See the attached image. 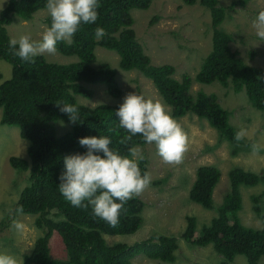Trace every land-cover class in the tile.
Listing matches in <instances>:
<instances>
[{
  "label": "trees",
  "instance_id": "16d2710c",
  "mask_svg": "<svg viewBox=\"0 0 264 264\" xmlns=\"http://www.w3.org/2000/svg\"><path fill=\"white\" fill-rule=\"evenodd\" d=\"M152 1L98 0L97 21L82 23L71 43L57 42L58 54L76 58V62L63 65L46 62L43 56L34 57L35 63L14 56L5 30L13 18L27 21L36 11L46 9L47 0H8L0 10V60L10 68L9 78L0 82V125L17 128L20 139L26 143L24 158L11 156L7 160L14 173L24 175L25 185L13 210L0 220V232L12 226L13 220L20 215L15 209L21 206L22 215L35 216L33 225L42 232L29 253L22 256V264H133L132 260L138 255L163 263L174 261L177 238L153 235L131 245H108L104 242V236L130 235L139 229L144 203L137 197L124 205L119 223L112 227L94 216L91 207L72 206L58 190L59 177L65 171L64 158L87 151L79 145V138L108 137L110 148L130 159L132 149L146 144L140 134L120 143L129 135L119 126V118L115 116L120 104L88 107L77 103L76 96L91 99L92 90L87 87L98 84L105 87L110 97L120 95L115 71L106 63L94 64L95 47L114 52L122 71L135 70L149 79L169 107L172 117L194 115L205 120L218 133L220 140L231 145V156H236L244 143L242 139H235L238 131L229 123L230 113L219 105L215 95L201 90L193 93L190 88L193 81L205 85L217 83L234 94L243 92L251 107L264 111V84L257 79L264 77V72L245 65L238 57V51L229 47L232 35L220 28L228 12L244 8L249 0H233L228 7L218 5L217 0H181L184 5L197 4L208 11L211 48L194 77L183 74L180 79L173 77L171 65L150 64L131 28V11L146 10ZM155 20L153 17L150 22ZM43 22L50 27V15ZM97 27L104 28L106 32L99 40L95 37ZM253 55L250 53L249 57ZM56 104L76 106L79 112L76 123H71L69 116L62 113ZM142 155L144 159L138 164L143 173L147 172V159ZM220 178V171L215 166L202 165L196 169L189 200L204 210H213L216 215L208 224L201 226L195 217L188 216L186 228L179 238L188 247L209 245L214 255L219 257L217 264H231L235 256H243L246 264H259L264 257V224L260 230L244 227L239 223L236 212L241 207V188L264 183V174L232 168L228 172L229 188L217 204L214 190ZM250 201L254 213L259 215V197L251 196ZM53 232L62 243L64 260L49 256L48 243ZM0 239L5 241L6 237Z\"/></svg>",
  "mask_w": 264,
  "mask_h": 264
},
{
  "label": "rangeland",
  "instance_id": "374dc122",
  "mask_svg": "<svg viewBox=\"0 0 264 264\" xmlns=\"http://www.w3.org/2000/svg\"><path fill=\"white\" fill-rule=\"evenodd\" d=\"M7 1L0 0V10ZM232 1L217 0L218 5L222 7H228ZM260 10H264V0H249L244 8L228 12L220 28L232 35L233 41L229 47L238 51V57L243 63L264 72V40L259 39L252 28V22ZM47 15L49 13L46 8L36 11L27 21L13 18L14 20L5 27L9 41L25 34H30L33 40H38L46 27L43 21ZM131 16L135 39L149 57L151 65H171L174 68L173 77L176 79H180L183 74L194 77L211 48L210 17L206 9L197 4L184 5L181 0H153L148 9L133 10ZM153 17H156V20L151 23ZM93 53L94 64L106 63L115 71L120 95L117 98L110 97L105 92V87L98 84L87 87L92 90L91 99L76 96L77 103L88 107L99 104L119 105L123 103L126 94L134 92L146 99L164 103L149 79L135 70L119 69L118 57L114 52L95 47ZM250 53L254 54L252 58L249 57ZM42 56L46 62L54 64L76 62L74 56H62L58 53ZM0 74V82L10 76L9 65L2 60ZM190 88L193 93L201 90L217 97L219 105L230 113V125L238 132L243 130L241 139L244 145L236 156H231V145L220 140L218 133L205 120L194 115H185L181 118L173 117L188 138L187 151L181 163H165L157 155L154 143L134 148L145 155L146 169L151 174V183L137 197L144 203L141 212L142 224L133 234L102 238L108 245H131L153 235L177 238L178 242L172 263L138 255L132 260L133 264H217L219 257L214 255L209 245L204 248L188 247L187 243L179 238L186 228L188 216L195 217L198 226H201L208 224L216 215L214 211L204 210L189 200V190L195 180L196 169L202 165H212L220 171L221 178L214 190V200L217 204L222 201L229 188L228 172L232 168L240 167L246 171L264 174V111L252 108L243 92L234 94L217 83L205 85L193 81ZM165 106L170 112L169 107L166 104ZM25 144V141L20 139L17 128L0 125V220L13 210L18 194L25 185L24 175L14 173L7 162L11 156L24 158ZM254 144L260 148L257 153L252 151ZM251 196L260 199L259 215L253 211ZM240 198L241 207L236 212L239 223L244 227L260 230L264 224V183L254 187H242ZM34 218L32 215L20 214L15 220L25 225L23 232H17L12 226L0 232V237H6L5 241L0 239V254L12 255L22 261V256L29 253L34 240L42 235L41 230L33 225ZM48 248L51 259H65L62 243L55 232L49 239ZM231 264H246V260L243 256H235ZM259 264H264V257Z\"/></svg>",
  "mask_w": 264,
  "mask_h": 264
},
{
  "label": "clouds",
  "instance_id": "9594fccd",
  "mask_svg": "<svg viewBox=\"0 0 264 264\" xmlns=\"http://www.w3.org/2000/svg\"><path fill=\"white\" fill-rule=\"evenodd\" d=\"M99 6L98 0H47L50 27L44 28L38 40H33L30 34L10 40L9 46L14 49L13 55L30 63H35L34 57L37 56L56 55L57 42L71 43L82 23L93 24L97 21ZM252 28L257 37L264 40V10L258 12ZM105 35L104 28L95 29L96 39H102ZM257 79L264 84V77ZM56 105L62 113L69 116L71 123H76L79 118L76 106ZM115 116L119 118V126L129 133L120 143H126L140 134L145 143L155 144L157 155L165 163L182 162L187 151V134L160 100L146 99L135 92L128 93ZM243 135L241 130L236 133L235 139L239 141ZM78 143L87 151L64 158L65 171L59 177L58 190L72 206L84 209L91 207L94 216L115 227L119 223L124 205L141 195L151 183V174L146 171L142 173L139 168L138 161L144 157L139 149L131 150V159L119 154L110 148L111 140L108 137H83L78 139ZM252 151L259 152V146L252 145ZM15 211L22 214L23 207H18ZM12 227L17 232H23L25 225L13 220ZM0 264L22 262L12 255L0 254Z\"/></svg>",
  "mask_w": 264,
  "mask_h": 264
}]
</instances>
